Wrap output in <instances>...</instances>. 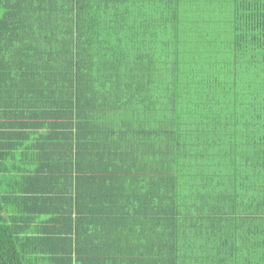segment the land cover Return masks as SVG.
<instances>
[{
  "label": "trees",
  "instance_id": "trees-1",
  "mask_svg": "<svg viewBox=\"0 0 264 264\" xmlns=\"http://www.w3.org/2000/svg\"><path fill=\"white\" fill-rule=\"evenodd\" d=\"M0 264H264V0H0Z\"/></svg>",
  "mask_w": 264,
  "mask_h": 264
},
{
  "label": "rangeland",
  "instance_id": "rangeland-1",
  "mask_svg": "<svg viewBox=\"0 0 264 264\" xmlns=\"http://www.w3.org/2000/svg\"><path fill=\"white\" fill-rule=\"evenodd\" d=\"M208 37L211 38V36H208ZM207 42H208L207 38L206 37H203V40H202V43H201L202 44V49H200L199 45H197L196 51H194L195 54H201L202 52L206 51V49H212V50H214L216 48H219L220 49V47L225 46L223 44H220V45L219 44H216L215 45L216 47L214 48V46L212 45V43L206 44ZM195 45H196V43L193 44L192 41H188L187 43L182 44L181 46H183V50H181L180 54H186V56H187V51L190 50V49H192ZM192 52H193V50H192ZM191 53L187 57H191ZM218 53L221 55L222 58L224 57V54L222 52H218ZM183 70H187L186 61H184V63L183 62L181 63L180 71H183Z\"/></svg>",
  "mask_w": 264,
  "mask_h": 264
}]
</instances>
